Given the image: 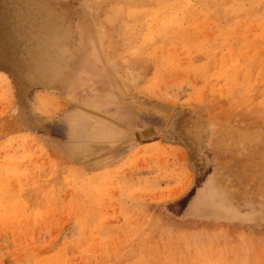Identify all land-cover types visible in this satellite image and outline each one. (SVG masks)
<instances>
[{"label": "rangeland", "instance_id": "rangeland-1", "mask_svg": "<svg viewBox=\"0 0 264 264\" xmlns=\"http://www.w3.org/2000/svg\"><path fill=\"white\" fill-rule=\"evenodd\" d=\"M0 264H264V0H0Z\"/></svg>", "mask_w": 264, "mask_h": 264}]
</instances>
